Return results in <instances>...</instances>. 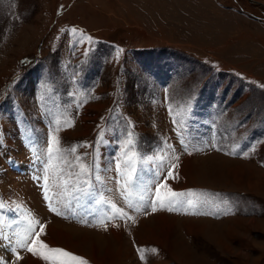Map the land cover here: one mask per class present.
I'll use <instances>...</instances> for the list:
<instances>
[{
  "label": "rangeland",
  "instance_id": "rangeland-1",
  "mask_svg": "<svg viewBox=\"0 0 264 264\" xmlns=\"http://www.w3.org/2000/svg\"><path fill=\"white\" fill-rule=\"evenodd\" d=\"M213 101L215 116L191 113ZM186 121L216 133L223 150H179L188 135L176 126ZM29 125L39 146L23 140ZM114 125L115 135L127 132L124 141H137V153L162 167L157 181L171 191L201 190L220 207L217 219H226L135 213L125 203L131 187L111 188L112 207L120 203L122 214L103 229L102 221L78 227L50 214L37 185L36 148L49 149L57 137L53 179L60 183L91 174L93 161L108 180L103 146ZM7 154L21 160L22 174L8 167ZM187 162L199 171L195 181ZM157 181L144 177L141 192ZM9 201H21L33 223L64 226L75 242L67 239L69 248L50 234L55 247L87 264H264V0H0V205ZM143 222L158 243L143 226L137 233ZM30 255L19 264H55Z\"/></svg>",
  "mask_w": 264,
  "mask_h": 264
},
{
  "label": "snow or ice",
  "instance_id": "snow-or-ice-1",
  "mask_svg": "<svg viewBox=\"0 0 264 264\" xmlns=\"http://www.w3.org/2000/svg\"><path fill=\"white\" fill-rule=\"evenodd\" d=\"M57 144H58L57 137L52 136L51 144L48 149L50 157L53 154V147ZM73 151H75V149H73ZM44 179L45 181H47V176H45ZM164 186L165 185L163 184L160 185V187H164ZM156 195L159 196V193L157 192ZM169 195L176 196L178 194L170 190ZM46 198H47V194H46ZM76 198L78 199V197ZM0 207H2V205H0ZM12 210L15 211V209H12ZM50 210L54 212L56 211L54 207H51ZM153 210H155L154 205H153ZM117 214L118 215L122 214L119 209H117ZM35 223H39V222L36 221ZM44 227H45L44 225H40L39 232H36L33 227V222L30 220L28 222V227L24 231L23 236H17V237H14L13 239H10L7 235H4L2 232H0V236H2L4 240L8 241V247H10L11 251L15 253L17 259L22 258L20 257V254L17 251V247H19V248H26L28 252L34 255H40L43 259L54 260L55 264H72L73 261H79L80 264H87V262L84 261L83 258L74 256V254L69 253L64 249L49 248V246L40 239V234L44 231ZM34 232H35V235L33 236ZM30 237H31V243H29ZM45 250H47V252H45ZM47 253H52L53 255H48ZM0 264H7V262L0 260Z\"/></svg>",
  "mask_w": 264,
  "mask_h": 264
},
{
  "label": "bare ground",
  "instance_id": "bare-ground-1",
  "mask_svg": "<svg viewBox=\"0 0 264 264\" xmlns=\"http://www.w3.org/2000/svg\"><path fill=\"white\" fill-rule=\"evenodd\" d=\"M191 165V163L190 162H187L185 165H184V171H185V173L187 174L188 172H189V167L191 168V169H193V166H190ZM195 172H199L198 170H196V168H195V170H194ZM231 171H233V170H231ZM229 173H231V172H229ZM188 175H190L191 176V178L195 181V179H196V175L194 174V172H193V174H188ZM198 181V180H197ZM192 186V185H191ZM193 186H196V185H193ZM184 187H188V186H183V187H181V188H184ZM180 188V189H181ZM159 214H161V213H159ZM165 215H167V214H163L162 213V217H166ZM200 219V218H199ZM198 219V220H199ZM194 221V220H193ZM192 221V222H193ZM201 221V220H200ZM190 227V226H189ZM203 228V227H202ZM198 229V228H197ZM201 231V230H200ZM86 232H92V231H86ZM48 233V241H47V243H45V244H47V245H49V246H56V245H59V243L57 242V241H61L62 243H64V241H66L65 242V246L66 247H69V248H71V246H69V245H71L70 244V242H68L67 241V239H69V240H71V241H74L75 242V240L72 238V236H71V234L68 232V231H66L65 229H64V226H60V224H51V225H48L47 227H46V233H45V235ZM50 234H52V235H55V237H56V240L55 239H53V236L51 237L50 236ZM81 238V240L82 241H93L92 239H89V237H80ZM91 238V237H90ZM83 243V242H82ZM93 244V243H92ZM78 252H80V251H78ZM80 253H82V252H80ZM28 256V255H27ZM31 256V255H30ZM87 256V255H86ZM31 258V257H30ZM94 259V258H93ZM32 260V259H31ZM94 260H96V259H94ZM97 261V260H96ZM30 264H39L38 263V261H36V262H30Z\"/></svg>",
  "mask_w": 264,
  "mask_h": 264
},
{
  "label": "crops",
  "instance_id": "crops-1",
  "mask_svg": "<svg viewBox=\"0 0 264 264\" xmlns=\"http://www.w3.org/2000/svg\"><path fill=\"white\" fill-rule=\"evenodd\" d=\"M259 143V142H258ZM258 145V144H257ZM256 145V146H257ZM213 150V149H212ZM220 150H222V147H221V149ZM219 151V150H218ZM217 151V152H218ZM212 152H214V151H212ZM223 154V153H222ZM231 155H232V153H230ZM243 156V155H242ZM233 157H235L234 155H233ZM227 158V157H226ZM228 158H230V157H228ZM230 159H241V156L240 157H235V158H230ZM186 164V163H185ZM195 169H191L190 167H189V172L187 173V175L188 174H193V172L195 173V171H194ZM235 171L233 170V171H231V173H234ZM177 175H178V173H177ZM190 176V175H189ZM190 178H191V176H190ZM192 179V178H191ZM160 213H162V212H160ZM157 214H159V213H157ZM166 214V213H165ZM161 216V215H160ZM165 216H169L168 214L167 215H165ZM175 217H177V216H175ZM195 218H196V216H194ZM163 218H165V217H163ZM219 218V217H218ZM227 218H232V217H227ZM207 219H211V218H207ZM223 219H226V218H220V219H212V220H216V221H221V220H223ZM60 221V220H59ZM113 223H117V221L115 220V221H113ZM144 223V224H143ZM142 223V225L140 226V229L138 230V228H136L137 229V233L139 232V231H141V229H142V226H143V228H146V231L148 230V239H150L151 241H153V242H156L157 241V237H155L156 235H155V233L154 232H152V227L150 226V225H148V223L147 222H143ZM76 225V224H75ZM76 226H78V225H76ZM78 227H80V226H78ZM81 228H83V227H81ZM84 228H86V227H84ZM92 230H94V229H92ZM117 230H122L121 228H119V227H117ZM116 230V231H117ZM133 231H135L134 229H133ZM113 233H115V231L113 230ZM136 232H135V234H137ZM152 233V234H151ZM116 234H118L117 232H116ZM141 235H142V233H140ZM156 240V241H155ZM140 242L142 241L141 239L139 240ZM142 242H144V240L142 241ZM157 243H158V241H157ZM177 248V247H176ZM178 248H180V246H178ZM146 260V257H145V259H144V261ZM147 261V260H146Z\"/></svg>",
  "mask_w": 264,
  "mask_h": 264
}]
</instances>
